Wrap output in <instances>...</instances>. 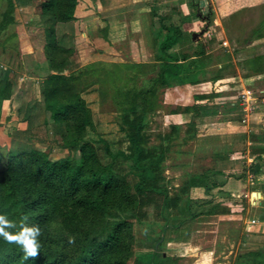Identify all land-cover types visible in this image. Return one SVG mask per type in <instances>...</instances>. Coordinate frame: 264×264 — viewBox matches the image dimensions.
<instances>
[{
  "label": "trees",
  "instance_id": "trees-1",
  "mask_svg": "<svg viewBox=\"0 0 264 264\" xmlns=\"http://www.w3.org/2000/svg\"><path fill=\"white\" fill-rule=\"evenodd\" d=\"M76 3L77 0H39L45 28L43 52L52 68L65 67L69 63L66 47L59 43L55 27L57 23L74 19ZM187 6V13H183L178 5L165 11H157L154 3L150 6L147 14L153 61L130 64L135 67L130 78L135 80L139 74L148 73V83L114 87L112 100L118 108L121 134L115 142L95 131L92 111L83 97L87 90H96L104 96L101 86L85 87L100 80L90 76L96 67L86 66L70 75L53 70L39 81L40 101L54 124L53 133L59 137L61 146L73 141L77 154L68 164L51 163L32 146L4 151L0 164V214L6 215L14 224L12 230L38 225L41 247L35 260H25L20 246L0 237V264H128L135 241L131 219L149 228L145 235H157L152 242L150 259L135 258L134 264H174V257L158 248L166 229L178 227L186 220L194 221L200 215L230 212L228 206L214 201L210 195L196 203L209 202L207 208L199 211L201 213L190 209L195 203L191 197L192 189L200 187L208 194L219 184L217 171L186 173L177 185L165 176L163 162L173 140L178 137L180 124L170 123L169 131L159 134L156 144H147L145 129L148 115L156 109L158 88L171 87L169 80L172 78L180 80L179 73L186 68L182 61L202 52L185 49L180 57L171 54L170 48L182 37L181 24L191 18L204 20L205 26L212 23L211 7L204 11L199 0H188ZM261 7L264 8V4ZM263 8L257 23L248 32L235 34L233 39L246 42L264 36ZM13 20L12 7L7 3L0 12L1 45L15 35L14 32L5 34ZM245 63L253 72L264 71L262 54L245 59ZM114 66L116 68L102 69L106 79L118 78L121 66L126 64ZM8 71L5 68L0 78V104L10 82ZM179 80L178 84L181 83ZM207 97L204 93L194 92L191 102L171 110L172 113H191L183 141L195 135L194 116L216 113L217 103L208 105L202 101ZM34 103L31 100L27 104L23 120H29ZM227 104L235 106L236 103L228 101ZM89 131L96 135H90ZM249 138L257 145L252 152L264 153V130L250 132ZM227 155L228 152L212 154L220 158ZM260 165L254 161L249 170L258 172ZM243 209L241 207L240 212ZM154 228H158V232ZM69 237L74 238L73 243L68 242ZM241 256L248 257L249 262L238 261ZM237 262L264 264V254L239 253L232 263Z\"/></svg>",
  "mask_w": 264,
  "mask_h": 264
},
{
  "label": "rangeland",
  "instance_id": "rangeland-1",
  "mask_svg": "<svg viewBox=\"0 0 264 264\" xmlns=\"http://www.w3.org/2000/svg\"><path fill=\"white\" fill-rule=\"evenodd\" d=\"M236 1L231 0V3L235 4ZM101 2L106 5V0ZM152 2L157 7V11H165L172 5H178L179 7L183 5L181 0L148 1V3ZM7 3H10L12 7L14 20L6 28L5 34L14 32L15 35L9 38L4 45L0 44V78L3 70L8 68V77L10 79L0 104V164L5 150H15L22 146H32L40 150L45 159L51 163L70 164L73 162L77 154L73 145L74 142H67V146L59 144V137L53 133L54 124L48 117L47 112L43 110L40 101L39 81L53 70L70 75L76 74L86 66L93 69L96 67V70H93L90 76L100 80L85 87L90 89L91 87L101 86L104 96H101L96 90H87L83 92V97L92 111L95 131L101 133L106 139L115 142L121 134L118 131V108L112 100L114 87L117 85L124 87L147 85V79L150 75L141 73L135 80L130 78L135 71V67L130 65L134 62L133 59H127L135 58V56L141 58V53H143L140 51V49H143V45H139L140 31L138 30V25L134 24L135 26L133 27L130 25L131 21L129 18H132L133 15H125L124 19L122 15L119 17L120 19L122 18L121 28L115 27V37L113 36L115 44L109 48V52L106 55L101 54V58L97 57L99 54L92 36L93 31L86 30V39L79 36V40L75 41L73 39L72 41V39L64 38L65 34L62 32V28H59L57 39L66 46V56L69 59V63L65 67L52 68L49 66L43 52L45 28L42 25L43 17L40 14L39 0H0V12L6 7ZM143 3L145 1L137 0L136 2L126 3L124 6L128 9L129 6L134 7ZM215 3V0H201L200 6L205 11L207 7L212 8ZM261 6H257V9L263 8ZM233 7L231 6V8ZM260 9L252 12H243L235 19L232 18L233 20L231 21L225 18L224 22L222 21V23H225L224 26H226L223 31L219 30L218 27L216 29L212 23L209 26H205L204 20L199 19L200 24L195 27L196 38L197 40L207 38L208 42L206 43L213 44L212 40L217 37L230 39L235 34L239 33L240 35L245 31L248 32L250 27L257 23ZM103 12L102 15L105 16V11ZM92 16L94 20L88 21L89 24L92 22V25L96 24L99 28L104 25V20L100 13H94ZM147 17L149 18L148 14ZM103 18L108 23L106 17ZM234 23H239V26H234ZM59 25H61V22ZM90 25L87 26V29ZM234 27H236L235 30L233 29ZM98 34L101 36V33ZM209 36L212 37L210 40ZM1 38L2 34H0ZM102 43L105 44L104 41ZM213 45L210 47L212 48ZM214 47H216L212 50L214 53L227 51L223 55V62L215 61L208 68L211 72L210 75L222 73L218 74L223 75V77H220L221 80L218 81L214 77L211 82H204L205 80L200 78V81L197 80L200 83H196L197 85L193 88L192 86H186V88L180 89L175 86L179 79L172 78L169 80L171 87H159L156 97V109L148 115L145 129L148 135L147 144H156L159 141V134L169 131V125L174 119L171 116V110L175 109L177 105L181 106L191 102L190 91L191 93L192 91L204 92V94L208 95L205 99V103L208 105L215 103V101H220V99L235 102L232 117L234 119L237 118L236 127L224 124L225 121L223 120H226L224 118L227 115L224 118L221 115L207 116L204 120L198 121L201 124L196 127L195 131L199 137L195 136L183 141L184 129L189 119L187 116L183 118L178 137L173 140L167 153V158L163 162V169L165 176L171 179V183L177 185L184 179L186 173L200 169L201 166L199 164H203L196 161L207 159L208 154L213 149L220 150L229 146L233 147L238 154H241L238 157L240 159L239 167L234 165L230 170L228 169V171H233L234 174L229 175L231 181V186L229 187H232L231 190L233 192L236 191L235 195L237 196H227L225 199L229 200L231 208L237 209L239 205L244 209L243 211L241 210V219L233 220L228 213L200 215L194 221L186 220L178 227L166 229L158 243V248L166 255L174 257V264H234L232 263L233 259L239 253L253 252L264 254V207L256 206V202L261 197L251 193V191H255L258 188L257 186H264V173L259 171L251 172L249 170L251 163L254 161L262 162L261 164L264 166V157L252 156L249 150L255 147L256 144L252 143L250 138V141L245 138V133H249V131L260 132L262 131L260 129L264 127L262 123L264 120V76L244 77L250 71H254L250 69V65L248 66L245 63V59H251L261 54L264 55V41L255 42L253 46L246 48L240 47V45L239 47L235 45L234 49L230 46L229 48ZM190 51L194 50L190 49ZM120 63L126 64L124 67L121 66L119 70L120 76L106 79L102 69L116 68L114 64ZM218 64H221V66ZM90 76L88 81L91 79ZM178 77L181 81L184 80L182 75ZM102 79L103 81H101ZM261 88L263 89L262 91H260ZM241 92L244 93L245 98L241 97ZM210 93L215 95L211 96ZM31 100L35 101L30 109L31 116L29 120H23V113L26 112V106ZM18 108L20 111H18ZM234 128L245 132L235 134L237 138L232 137L233 134L223 135L228 133V131H235L233 130ZM89 134L96 135L95 132L90 131ZM206 134L209 136H205ZM218 134H221V138ZM246 153L247 155H245ZM234 179L239 181L234 183ZM240 185H242L241 189ZM225 193V191L221 194L217 193L218 196L213 197V199L216 198L218 202H223ZM191 197H193L195 202L191 204V210L199 212L208 207L209 202H202V205L196 204L201 202L204 196H200L195 190L191 192ZM251 200H254V202L251 203ZM251 219L255 221L251 223ZM131 220L134 222L135 241L128 264H134L135 258L141 261H148L152 253L153 239L157 235L154 233L151 236L145 235V231H149V228L136 224L134 219ZM154 231L158 232V228H154ZM238 261L249 262V259L246 256H241ZM236 264L239 263L237 262Z\"/></svg>",
  "mask_w": 264,
  "mask_h": 264
},
{
  "label": "crops",
  "instance_id": "crops-1",
  "mask_svg": "<svg viewBox=\"0 0 264 264\" xmlns=\"http://www.w3.org/2000/svg\"><path fill=\"white\" fill-rule=\"evenodd\" d=\"M101 1L102 0H77L76 6L74 9V19H72L69 22L61 23V25H59L60 23H57L56 27H55L56 34H57L59 28H62L61 30H63L62 32H64L63 34H65L64 38H67L68 40L72 39V41H73V39H75V41H76L79 38V36H81L82 38H85L86 30H90L91 32L93 31L92 36L94 37L96 48H98L97 53L99 54L97 57L101 58L102 57L101 54L106 55L109 52V48L113 47L114 46L113 44H115L114 39H113V36L115 37V35H114L115 30H116L115 27L121 28L120 23H121L122 18L124 19L125 15L131 14V15H133V17L129 18V19L131 22L134 20V22H132V23L130 22V25H132V27L135 26L134 24L138 25V30L140 31V36H139L140 37V44L139 45H141V46L143 45V49H140V51H142L143 53H141V55H142L141 58H138L135 56V58L134 57L128 58L127 60L133 59L134 62H152L153 61V55H152V48H151V41H150V34H149V27H148L149 22H148L147 13L149 11L150 6L153 4V2L148 3V1H150V0H140V1H145V3H143L142 5L134 6V7L129 6V8L127 9L126 6H124L126 3L128 4V3L136 2L137 0H106V5H104L103 2H101ZM120 1H124V2L120 3ZM185 1L187 3L188 0H181V2H183V5L180 6V9L182 10L183 13H187L188 9H189L187 4L185 3ZM199 2L201 3V0H199ZM215 2L216 3L211 8L213 11L212 24L216 27V29L218 27L219 30H222V31H223V29L226 28V26H224L225 23H222V21L224 22L225 18H227L228 20L231 21V20H233L232 18L235 19L236 17H238L243 12H246V11L252 12L253 10L257 11L258 9H260V8L257 9V6L264 4V0H237L235 4L233 3L234 5L231 3V0L230 1L229 0H215ZM231 6L232 7L234 6V7L231 8ZM103 11H105V16L102 15L104 13ZM94 13H100L102 19L104 20V25H102L100 28L98 27V25H96V24L92 25L91 24L92 22H90V24H91L90 25L88 22L90 20L91 21L94 20V17L92 16V14H94ZM259 13H260V11H259ZM90 15H91V17H90ZM121 15L123 17L120 19L119 17ZM103 17H106V19L108 20V23H106V21ZM199 19L200 18H191L190 20L184 21L180 26V28L182 30L181 39L178 40L175 44H173L172 47L170 48L171 54L176 55L177 57H180L181 51L182 50L184 51L185 49L188 51H190V49L191 50H197L198 49V50L202 51L200 54L191 55L187 59L182 61L183 65L186 66V68L183 69L182 71H180L179 76L182 75L184 77V80H182L181 83H179V84L178 83L175 84V86H177V88H180V89L186 88V86L187 87L192 86V88H193L194 86L197 85L196 83H198L200 81V78L205 80L204 82H211L214 77H216L215 79L218 81L221 80L220 77H223V75H218V74H222V73H214V74L210 75L211 72L209 71L208 68L215 61H219V63L223 62V55H224L226 50L220 52L221 54L220 53H214L212 51V50H214V48H216L214 46H222V48L223 47L229 48V46H230L231 48L234 49L235 45H236V47H239V45H240V47L246 48L249 46H253V44H255V42L264 41V36L259 37V38H253L252 40H248L246 42H238L236 39H233L232 37L230 39L225 38V37H217L215 40H212L213 44H215V45H213L211 43H206V42H208L207 38L197 40V38H196L197 33H196L195 27H198V25L200 24ZM257 19H259V16ZM238 24L234 23V26L236 25L238 27L239 26ZM82 25H83V27H82ZM88 25H90V27L87 29ZM85 27H86V29H85ZM82 28H84V29L82 30ZM233 29L235 30L236 27H234ZM98 33H101V36ZM211 38L212 37L209 36V40ZM81 40H83V39H81ZM101 40L104 41L105 44L102 43ZM59 43L64 45L63 42H59ZM212 45H213V47L211 48L210 46H212ZM218 65L221 66V64H218ZM189 72H191V73H189ZM189 76H190V78H188ZM256 76H264V71H262V72L250 71V73L246 74V76L244 75L245 78H254ZM239 77H241V76H239ZM197 80H199V81H197ZM262 90L263 89L261 88L260 91H262ZM194 92H196V91H192V93H194ZM192 93L190 91L191 97H192ZM200 93H204V92H200ZM218 96H220V95L218 94ZM205 99L206 98H204L202 100V101H204V103H205ZM191 101H192V98H191ZM215 103L218 104V105H215L216 106V113L215 114H212V115L211 114L196 115L192 118L195 121V129L198 125L201 124V122H198V121L204 120L205 117H207V116L211 117V116H217V115H221L223 118L225 117V115H227L224 118L226 120H223V118H222V120L225 121L224 124L228 125V126L236 127L237 118L234 119V117H232L233 116L232 114H234V113H232V111H234L235 106L234 105H225L228 103V100L226 101L224 99H220V101H215ZM229 103L232 104L233 101L229 100ZM171 116L174 117V119L172 120V123L181 124L183 122V118H185L186 116L188 118H190L191 113L175 112V113H171ZM262 123L264 124V120ZM233 130H235V131H230V132L228 131V133L223 134V135L226 136V135L233 134L232 137L237 138L236 137L237 135L235 136V134H237V133L240 134L244 131V130L240 131L237 128H234ZM260 130H264V127ZM250 132H257V131H249V133ZM217 133H219V132H217ZM249 133L248 132L245 133V136H246L245 138H247V141H250ZM195 136L199 137V135L196 134V131H195L194 137ZM205 136H209V135L206 134ZM211 136H213V135H211ZM218 136L221 138V134H218ZM252 143H254V142H252ZM255 147H257V145H255ZM255 147L251 148L249 150V153L252 156L257 155L260 158L264 157V153L257 154V153L252 152V149H254ZM236 151H237L236 149H233V147L231 148L230 146L225 147V148L220 149V150H217V149L214 150L213 149L208 154L207 159H204L202 161H201V159H199V160L196 159V160H198L196 162H201L203 165L199 164V166H201L200 169H196L195 171H192L191 173H201V172L209 170V169L215 170L218 173V174H216V180L218 181L219 184H217L216 186L211 188L208 194L203 192L202 188H200V187H195L192 190H195V192H197V194H200V196L203 195L204 198H208L210 195L213 199V197H217L218 194L223 193V191L226 192L224 199L227 198V196L228 197L229 196L230 197L237 196V195H235L236 191L233 192L231 190L232 187H229V186H231L230 185L231 181H230L229 175H232L233 171H228V169L230 170V168L234 167V165L239 167L240 159H238V157L241 156V154L240 153L238 154V152H236ZM215 152H228V155L223 157V158L213 157L212 154ZM245 155H247V153ZM263 162H264V159H263ZM259 172L264 173V166L262 164L260 165ZM237 181H239V180L234 179V183ZM240 186H241L240 187V189H241L242 185H240ZM257 187L258 188H256V190L254 192H258L259 195H257V196H260L261 199L256 202V204H257L256 206L264 207V191H263L264 186L262 185V187H260V186H257ZM252 192L253 191H251V193ZM213 200L218 202V200L216 198ZM228 201L225 199L223 202L219 201V203L222 205H226L230 208V212H228V215L231 216V218H233V220L237 219V218L241 219V212H240L241 207L238 205L237 209H233V208H231V203H229ZM253 202H254V200H251V203H253ZM263 225H264V223H263Z\"/></svg>",
  "mask_w": 264,
  "mask_h": 264
},
{
  "label": "clouds",
  "instance_id": "clouds-1",
  "mask_svg": "<svg viewBox=\"0 0 264 264\" xmlns=\"http://www.w3.org/2000/svg\"><path fill=\"white\" fill-rule=\"evenodd\" d=\"M14 224L7 219L6 215L0 214V237L8 243H13L21 247L25 260H35L40 255L39 237L41 230L38 225L23 226L19 230L14 229ZM69 243L74 242L73 237H69Z\"/></svg>",
  "mask_w": 264,
  "mask_h": 264
},
{
  "label": "built area",
  "instance_id": "built-area-1",
  "mask_svg": "<svg viewBox=\"0 0 264 264\" xmlns=\"http://www.w3.org/2000/svg\"><path fill=\"white\" fill-rule=\"evenodd\" d=\"M240 94H241V97H242V98H245V97H244V93L241 92ZM254 221H255L254 219H251V220H250L251 223L254 222Z\"/></svg>",
  "mask_w": 264,
  "mask_h": 264
},
{
  "label": "water",
  "instance_id": "water-1",
  "mask_svg": "<svg viewBox=\"0 0 264 264\" xmlns=\"http://www.w3.org/2000/svg\"><path fill=\"white\" fill-rule=\"evenodd\" d=\"M252 193H253V194L255 193L256 195H259V193H258V192H254V191H253Z\"/></svg>",
  "mask_w": 264,
  "mask_h": 264
}]
</instances>
